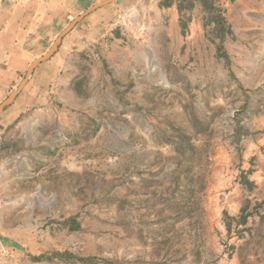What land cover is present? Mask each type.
I'll use <instances>...</instances> for the list:
<instances>
[{"label": "rangeland", "instance_id": "1", "mask_svg": "<svg viewBox=\"0 0 264 264\" xmlns=\"http://www.w3.org/2000/svg\"><path fill=\"white\" fill-rule=\"evenodd\" d=\"M188 3L62 36L2 135L0 264H264V0Z\"/></svg>", "mask_w": 264, "mask_h": 264}, {"label": "crops", "instance_id": "2", "mask_svg": "<svg viewBox=\"0 0 264 264\" xmlns=\"http://www.w3.org/2000/svg\"><path fill=\"white\" fill-rule=\"evenodd\" d=\"M106 1L0 0V106L23 85L15 98L0 112V144L9 126L23 112L43 104L46 100L44 93L59 80V69L55 66L58 54L38 63L29 72L30 67L52 50L54 43L74 20ZM116 1L112 0L89 16H84L73 26L63 45L68 43V39L72 41L73 34L84 35L88 27H98L100 20L114 8ZM157 2L163 13H170L173 21L177 17L179 20L177 0Z\"/></svg>", "mask_w": 264, "mask_h": 264}, {"label": "trees", "instance_id": "3", "mask_svg": "<svg viewBox=\"0 0 264 264\" xmlns=\"http://www.w3.org/2000/svg\"><path fill=\"white\" fill-rule=\"evenodd\" d=\"M217 0H201L202 2V5H203V8L210 10L211 12H214V13H219V10L218 8L215 7L214 5V2H216ZM187 6V7H185ZM193 6L189 5L188 3V0H177V11H178V14H179V19H182V15H183V12L186 10H192ZM213 22L215 23V26L217 29H220L221 28V25L222 23L224 22V18L220 15V14H217V16L214 18ZM186 27V24L185 22H182L181 21V28L184 30ZM221 35V33L219 34ZM220 38L222 36H219ZM245 222V218H242V223ZM70 223L72 225H74V221L73 220H70ZM229 228L227 227V230Z\"/></svg>", "mask_w": 264, "mask_h": 264}, {"label": "water", "instance_id": "4", "mask_svg": "<svg viewBox=\"0 0 264 264\" xmlns=\"http://www.w3.org/2000/svg\"><path fill=\"white\" fill-rule=\"evenodd\" d=\"M112 0H107L106 2H104V3H102V4H100V5H97V6H95V7H93V8H91V9H89V10H87L83 15H81L79 18H77L76 20H74L73 22H72V24L61 34V36L57 39V41L54 43V45H53V48H52V50L45 56V57H43L42 59H40L39 61H37L36 63H34L31 67H30V69H29V72L32 70V68L35 66V65H37L38 63H40V62H43V61H46V60H48L50 57H51V55L53 54V52H54V50H55V48L58 46V44H59V42H60V40H61V38H62V36H64L71 28H73V26L77 23V22H79L84 16H86L87 14H89V13H91V12H93L95 9H97V8H99L100 6H102V5H104V4H107L108 2H111ZM23 86V85H22ZM22 86L20 87V88H18L8 99H7V101H5L4 102V104H2L1 106H0V112H2L3 111V109H5L6 108V106L15 98V96L19 93V91L21 90V88H22Z\"/></svg>", "mask_w": 264, "mask_h": 264}, {"label": "built area", "instance_id": "5", "mask_svg": "<svg viewBox=\"0 0 264 264\" xmlns=\"http://www.w3.org/2000/svg\"><path fill=\"white\" fill-rule=\"evenodd\" d=\"M9 253V249L2 242H0V258L6 257Z\"/></svg>", "mask_w": 264, "mask_h": 264}]
</instances>
